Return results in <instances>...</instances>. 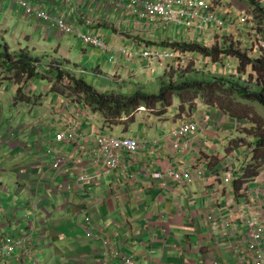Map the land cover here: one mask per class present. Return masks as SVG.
Instances as JSON below:
<instances>
[{"label": "crops", "instance_id": "0c3cea01", "mask_svg": "<svg viewBox=\"0 0 264 264\" xmlns=\"http://www.w3.org/2000/svg\"><path fill=\"white\" fill-rule=\"evenodd\" d=\"M26 1L65 17L83 34L102 40L108 50L48 29L24 14L20 6L1 0L0 46L14 54L31 52L33 58L48 66L64 63L67 69L82 74L85 81L91 79L92 86L111 72L121 76L118 82L123 86L121 81L139 75L140 69L155 72L156 65L165 64L154 61L151 67L139 56L128 61L121 49L134 53L144 47L170 51L163 47L170 43H198L209 48L226 35L161 27L134 15L131 5L116 7L108 0ZM113 1L124 4L123 0ZM218 10L222 19L232 16L225 14L227 10ZM189 55L195 63L200 56ZM128 67L132 73L126 77L122 72ZM196 68L199 72L207 69ZM40 81L33 80L35 85L27 88L28 94L24 92L27 96L18 99L27 105L31 117L0 132V201L20 214L32 215L26 230L34 227L35 260L40 264H122L112 253H104L101 237L105 236L114 250L132 257L136 264H249L245 231V215L249 213L245 211L257 212L264 224V178L258 171L243 184V192H233L232 179L242 174L251 157L248 152L243 164L244 158L236 161L239 148L227 153L238 135L234 122L216 107L199 104L189 117L198 124V132L189 137L188 149L177 152L166 140L168 131L180 123L174 118L179 104L176 98L159 116L155 110L149 111L148 118L137 112L131 126L108 127L99 114L95 116L77 103L64 105L67 100L55 92L48 95L46 87L38 88ZM133 91L129 88L127 93ZM74 118L81 124L77 137L66 136L56 142L55 132L64 131ZM0 122L4 124V118ZM97 133L147 139L150 145L137 155L125 156L118 170L85 185L77 181V176L80 169L94 171L99 166L92 152ZM52 149L70 160L68 171L56 174L51 169L55 156L49 154ZM227 166L231 167L232 179L222 183ZM196 167L204 169L203 179L194 177L190 182L177 183L167 174L170 168L190 172ZM210 216L212 220H208ZM5 217L1 214L0 232L19 237L25 230V219L10 228L3 222ZM86 217H90V223H86ZM220 222L227 224V229ZM18 249L22 259L24 251ZM8 262L0 257V264Z\"/></svg>", "mask_w": 264, "mask_h": 264}, {"label": "built area", "instance_id": "2783aa9c", "mask_svg": "<svg viewBox=\"0 0 264 264\" xmlns=\"http://www.w3.org/2000/svg\"><path fill=\"white\" fill-rule=\"evenodd\" d=\"M2 2H9L12 5L20 6L24 14L28 17L36 19L48 29H55L60 34L74 35L81 39L85 44L95 46L102 51H107V45L100 39L83 34L77 27L72 25L65 17L53 14L51 11L44 9L43 6H34L26 0H1ZM116 7H124L131 5L133 7L132 13L141 19H145L148 23L159 24L161 27L176 26L185 30H192L198 34H213L218 31L225 30V23L219 16L218 10L213 5V0H123L114 2ZM244 20V19H243ZM90 23V22H88ZM121 55L126 60H133L135 55L145 60L148 66L152 65L154 61L170 63L171 65H185L187 67L190 62V55L188 52H182L176 48H171L170 51H159L151 47H144L139 53L131 52L129 49H121ZM115 59V58H114ZM209 60V58H204ZM213 64L217 65L216 62ZM142 110V108H139ZM86 117V115H84ZM81 124L78 119L74 118L65 127L64 131H57L54 134L56 142H62L69 136L71 139L77 137L78 127ZM198 124L193 120H183L176 127L172 128L167 133L166 140L168 141L171 149L177 152H183L188 149L190 145L189 137L198 132ZM82 138L83 135L81 134ZM94 153L98 167L94 171H89L87 168L80 169L77 176V181L90 185L98 178L118 170L121 166L122 160L125 156H133L146 147H149L150 141L147 139H139L130 136H114L112 134L97 133L93 140ZM152 145H156L153 141ZM49 154H55L54 160L51 162V169L56 173H64L69 170L70 160L64 155H57L54 149L50 150ZM180 168V167H179ZM46 172V171H45ZM41 173L42 179L44 173ZM169 177L177 183L190 182L194 177L198 179L204 178V169L196 167L192 171L185 169L170 168L167 171ZM231 167L227 166L223 181L229 183L232 179ZM44 181V180H42ZM242 187V191L243 192ZM253 205V203L247 199ZM254 206V205H253ZM91 207V206H90ZM248 207V204H246ZM1 209V207H0ZM245 215V231L247 240L246 255L250 259L249 264H264V224L260 219L257 212H250ZM5 216L10 217L6 211L0 212ZM11 220L18 222L19 220L15 214L11 215ZM212 220V216L208 217ZM86 223L90 222V218L85 219ZM220 224L227 229V224L220 222ZM34 227L28 229L27 234H21L19 237H12L10 234L0 235V250L3 249L4 253L0 257L9 258L18 248L23 249V260L31 259V251L34 248ZM104 245V253H112L115 257L122 261V264H136L132 257L127 256L119 250H114L109 239L102 236Z\"/></svg>", "mask_w": 264, "mask_h": 264}, {"label": "rangeland", "instance_id": "374dc122", "mask_svg": "<svg viewBox=\"0 0 264 264\" xmlns=\"http://www.w3.org/2000/svg\"><path fill=\"white\" fill-rule=\"evenodd\" d=\"M257 1V0H256ZM260 5H263L264 0H258ZM213 5L221 10H227L225 14H231L229 18L225 19L223 18L222 21L225 23V29L226 31H218L217 37H220V34H226L224 37L219 38V43L216 42L215 46L218 49H225L228 46H232L234 49H237L239 51H242L245 53L249 58L255 59L262 56L261 51L264 49V40L262 39V36L258 29H262V26H259L254 17L253 8H250L249 5L244 0H213ZM218 7V8H217ZM219 11V10H218ZM230 19V20H229ZM244 19V20H243ZM166 48V47H165ZM0 50L3 51V48L0 47ZM12 53V52H11ZM27 54L30 57H33L34 55L29 53H18L15 54L16 56ZM137 55H135L134 59H137ZM227 57V58H226ZM225 58V61L222 60ZM37 62V65L39 66V69L42 70L41 73V80L38 83V88L46 87V92H49V94L54 93L51 92V89H59L62 86L65 85V87H68L70 85V76L67 75V79H65L62 83H51L52 81L57 80L55 78L54 72L55 69H58V71H65V73H70L71 75H74L77 78H84L82 74L76 73L75 70H69L66 67H64V63L56 62L55 65H45L40 60L34 58ZM211 59V58H209ZM193 57L190 56V62L188 63L187 67L185 65H171L170 63H166L164 65H156L158 69L153 72L150 68H142L139 70V75H130L132 73L131 67H128L125 71L122 72V75L129 77L128 81L131 82V85L128 86L127 78L118 82V79L121 77L120 75L115 74V72L106 73L104 78L98 79L96 83H94V87L97 91L100 93H121V94H132L135 90H144L148 93H156L159 89V87L164 82H177L180 80V77L184 76L183 78H195V75L197 73L196 65L206 66L207 69H203L202 73H204L207 76L210 77H217V79H224L228 76H232L235 80L236 84H241L246 86L247 88L252 87V82H258L259 79L264 80V75L262 77L260 76L257 78L256 74L251 72L250 67H247L245 72L242 74H239L237 72V60L230 56H223L221 59H218L217 65L213 64L211 60H209L208 63H203L202 57L198 56L197 59H195L196 63L193 61ZM153 67V64L151 65ZM153 74L150 76V74ZM102 74V73H101ZM155 75V76H154ZM4 77H11L10 74H6L4 72V68L0 65V118H4V124L0 122V132L4 129L9 127L10 125L17 124L19 120L23 119L26 116H30L28 114L27 105L22 102H18V99H21V97L17 96V89L22 88V97L27 96L25 93L28 94L27 88L30 85H35L33 80L29 84H18L16 83L12 77L5 79ZM85 79V78H84ZM86 81L89 84L93 85V82L91 79H86ZM32 83V84H31ZM12 85L13 87H11ZM258 87V85L256 86ZM69 88V87H68ZM68 88L66 89L65 94L58 93L60 96H62L65 100L73 102V98L68 93ZM99 90H98V89ZM131 88L134 89L132 93H127V90ZM65 89V88H64ZM15 96V98H14ZM203 103V100L200 97H197L196 99H193L192 103L190 104V107L192 108L191 113L195 112L199 104ZM204 104V103H203ZM160 107V106H159ZM158 106L155 107V112L160 113L167 112L168 109L162 110ZM143 110V109H142ZM151 110L146 109L141 111L139 109L138 112H140L141 117L148 118V115L151 113L149 112ZM152 112V111H151ZM201 110H198L197 113H200ZM137 113V112H136ZM136 113H134L132 116L124 117L120 124L115 125L116 127H124L127 128L131 126L130 122L134 120L136 117ZM154 113V112H152ZM171 113V112H170ZM191 113L188 111H185L184 114H177L174 118L179 119V122L183 120H191L189 117H191ZM93 115L97 116L98 113H92ZM259 116V120H256V116ZM99 116V115H98ZM31 117V116H30ZM173 118L172 116H170ZM169 117V118H170ZM227 119L229 117H226ZM254 120V122L251 121ZM236 124V130L238 132V135L235 136L233 142H231L232 146L229 145L227 153L230 155L231 152L235 149H240V152L237 151L238 157L236 158V161H240V159H245V155L253 149L254 141L256 140L257 136H264V108L256 105H252L250 107V110L247 111V119H239V120H231ZM231 122V123H232ZM136 128V126L134 127ZM3 143V139H1V133H0V144ZM138 154V153H137ZM135 154V155H137ZM1 155V152H0ZM134 156V155H133ZM251 158V157H250ZM243 164L246 163V159L242 161ZM250 163V160L249 162ZM247 163V164H248ZM246 164V165H247ZM245 165V166H246ZM262 172V177L264 178V164L259 170ZM235 175L237 174L236 171H234ZM234 175V177H235ZM234 179V178H233ZM5 191V190H4ZM0 212L2 211H9L10 217L6 216L5 220L3 219V222L10 228H13L15 225H20L21 220L25 219L24 225L25 230L21 234H27L26 225L28 226L29 220H31L33 217L32 215H29L27 213L20 214L18 209L16 208H8L5 203L0 201ZM92 210V207H90ZM15 214L17 219L19 220L17 223L11 220V215ZM1 217V213H0ZM22 228V227H21ZM12 237H16L11 235ZM21 249H17L13 255L9 258L10 264H40L38 260H35L31 256L30 262H25L23 259H20L21 255ZM8 262V263H9ZM6 263V264H8Z\"/></svg>", "mask_w": 264, "mask_h": 264}, {"label": "trees", "instance_id": "16d2710c", "mask_svg": "<svg viewBox=\"0 0 264 264\" xmlns=\"http://www.w3.org/2000/svg\"><path fill=\"white\" fill-rule=\"evenodd\" d=\"M250 8H253V15L258 25L262 39L264 40V3L259 4L257 0H244ZM2 47V46H0ZM163 47L176 48L182 52L197 53L201 56L211 58L217 62L223 56H230L237 60V72L242 74L247 67L255 73L257 78L264 75V49L261 51L262 56L251 59L242 51L228 46L225 49H218L215 46L205 47L198 43H170ZM0 65L4 68L6 74H10L12 79L18 84H28L31 80H41L42 70L39 69L36 60L29 55L16 56L5 48L0 50ZM54 83H62L70 76V85L62 86L59 89H51V92L65 94L68 88L70 95L86 106L90 113H98L102 117V124L113 127L121 123L124 117L132 116L143 109L155 110L160 106L162 110H167L173 104V99L178 100L176 108L177 114L185 111L191 113L190 104L193 99L200 97L203 103L216 107L220 112L229 117L231 120L247 119V111L252 105L264 108V80L252 82V87L247 88L244 85L236 84L232 76L224 79L210 77L197 71L195 78H183L177 82H164L156 93H148L144 90H135L132 94L121 93H100L94 86L82 78L71 76L65 71H55ZM11 77H4L5 79ZM258 85V87H256ZM65 88V89H64ZM22 97V88H18L17 96ZM163 112L157 113L161 115ZM256 120H259L257 115ZM252 122L254 120L251 119ZM251 152V151H250ZM264 164V136H257L254 141L250 163L242 170V174L232 179L231 185L233 192L241 191L244 183L252 180L257 176L258 171Z\"/></svg>", "mask_w": 264, "mask_h": 264}, {"label": "clouds", "instance_id": "9594fccd", "mask_svg": "<svg viewBox=\"0 0 264 264\" xmlns=\"http://www.w3.org/2000/svg\"><path fill=\"white\" fill-rule=\"evenodd\" d=\"M178 50H179V49H178ZM188 53H190V52H188ZM191 53H192V52H191ZM200 57H202L203 61L205 60L204 58H207V57H204V56H201V55H200ZM209 60H211V59H209ZM209 60H207V61L205 62V64L208 63ZM211 61H212V60H211ZM212 62H213V61H212ZM216 63L219 64L218 62H216ZM68 93H70L69 90H68ZM57 94H58V93H57ZM72 98H73V97H72ZM73 100H74L73 102H71V101H66V102L64 103V105H65V104H70V105H71V104H75V103H77V104H78L79 106H81L83 109H85L86 111H88V109L86 108V106L83 105L80 101L76 100L75 98H73ZM140 108H143V107H140ZM141 111H143V110H141ZM121 136H123V135H121ZM124 136H125V135H124ZM241 191H242V189H241ZM86 218H90V217H86ZM86 218H85V219H86ZM90 222H91V219H90ZM90 222H89V223H90ZM94 230H95V231H99V230H97V229H94ZM100 230H103V229H100ZM27 231H28V230H27ZM1 234H9V233H1V232H0V235H1ZM101 239H102V238H101ZM33 240H34V238H33ZM109 241H110V240H109ZM102 242H103V241H102ZM110 243H111V241H110ZM111 245H113V244L111 243ZM113 246H114V245H113ZM103 249H104V245H103ZM119 251H120V250H119ZM120 252H121V251H120ZM2 253H4V250H3V249L0 250V256H1ZM33 253H34V248H33V250L31 251V256H32V257H33ZM122 253H123V252H122ZM123 254H124V253H123ZM30 260H31V259H29V261H28V259H26V262H30ZM121 262H122V261H121Z\"/></svg>", "mask_w": 264, "mask_h": 264}, {"label": "bare ground", "instance_id": "6f19581e", "mask_svg": "<svg viewBox=\"0 0 264 264\" xmlns=\"http://www.w3.org/2000/svg\"><path fill=\"white\" fill-rule=\"evenodd\" d=\"M143 109V108H142Z\"/></svg>", "mask_w": 264, "mask_h": 264}]
</instances>
